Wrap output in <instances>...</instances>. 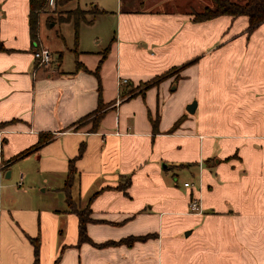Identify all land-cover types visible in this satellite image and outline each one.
<instances>
[{"label":"crops","instance_id":"crops-1","mask_svg":"<svg viewBox=\"0 0 264 264\" xmlns=\"http://www.w3.org/2000/svg\"><path fill=\"white\" fill-rule=\"evenodd\" d=\"M106 1L77 0L74 8L114 22L108 59L99 63L90 51V23L76 43L61 37L54 50L38 25L36 45L53 62L36 68L28 0H0V122H8L0 131V264H32L27 237L36 236L40 264H239L242 250L248 264H264V22L248 32L244 16L194 21L207 0H145L126 11ZM98 88L107 105L91 132L90 116L78 120L97 107ZM81 143L67 191L68 160ZM197 166L199 177L209 172L198 194L186 181L176 194L179 175ZM67 198L88 206L91 243L77 244ZM191 198L201 214L187 213ZM145 235L130 246H97ZM235 238L247 239L246 248H233Z\"/></svg>","mask_w":264,"mask_h":264},{"label":"trees","instance_id":"trees-1","mask_svg":"<svg viewBox=\"0 0 264 264\" xmlns=\"http://www.w3.org/2000/svg\"><path fill=\"white\" fill-rule=\"evenodd\" d=\"M49 0H28V30H29V36L31 39V42H33L37 37V26L40 14L46 11V7L48 5ZM55 6H63L70 0H54ZM95 12L98 11L100 13V10L94 9ZM88 12L81 10L80 8H74L72 10L65 11L64 17H58L59 22H68L72 21L73 23V41L74 43L77 42V36H78V25L80 22H86L90 23V20H87L85 16ZM227 15L231 17H239L244 16L247 18V31L250 32L254 28H256L260 23L264 22V0H213V5L208 6L204 8L202 11L197 12L193 14V20L194 21H204V20H210L213 18H216L218 16ZM5 48L0 40V51H4ZM107 49H105L102 53L101 59L99 63L102 61V59L105 56ZM184 65H180L177 68H172L164 73L156 76L149 82H145L139 86L136 87L139 93L143 92L148 86L157 84L162 79L166 78L167 75H169L170 72L174 70H181ZM95 75H97V70L93 72ZM177 81V78L175 79ZM98 96H97V107L90 112V114H87L83 118H81L78 121H81L82 119H85L90 116V122H91V132H95L99 126V122L103 116L104 108L107 104H103L100 97V90L98 88ZM134 92V89L128 90L127 92L121 93L120 97H129ZM182 118L178 119L173 126L170 128V131H173L176 129L181 122ZM155 120H151V125L153 132H156L157 129V123ZM8 124V122H0V131ZM47 137V136H46ZM3 142V141H2ZM84 152V144L81 143L78 147L77 155L70 160H68V170L66 173V180L64 184V189L67 191L70 188V185L73 180V176L76 173L75 168V162L78 160ZM30 153V150L23 151L19 154H17L13 159H18L20 157H23ZM129 184L128 178H126L125 182L121 185V189L127 187ZM67 205H68V211L74 213L77 216V244H81L84 242H89V238L86 235V224L91 221L89 215L90 210L88 206H85L82 210L76 209V207L73 206L72 202L67 198ZM145 238H147V235L145 236H129L123 239H120L119 241L113 242L108 241L102 244H97L99 247L108 246V245H119L124 244L127 246H130L135 241H142ZM30 245L32 246V256L33 261L32 264H40L39 261V252H40V238L39 236L36 237H27Z\"/></svg>","mask_w":264,"mask_h":264},{"label":"rangeland","instance_id":"rangeland-1","mask_svg":"<svg viewBox=\"0 0 264 264\" xmlns=\"http://www.w3.org/2000/svg\"><path fill=\"white\" fill-rule=\"evenodd\" d=\"M117 1L119 3L118 7H120V10L126 11V9H128V8L135 9V7H136L137 9H140L142 7L140 5V2L143 3L145 0H117ZM180 1H186V0H180ZM207 1H208L210 6L213 5V0H207ZM231 1H235V0H231ZM49 2H50V0L48 1V5L46 7L47 12L41 13L40 17H39V21H38V25H40L39 37L43 40V43H46V45L45 44L44 45L47 46L48 48H50L51 50H54L55 44L63 45V42H61V37L65 38L67 45H71V42H73V23H72V21L59 24V23H57L56 19L58 17H64L65 11H68V9L74 8L75 5H77V0H71L67 3V5H65L63 7L56 6L55 8H54L55 1L54 0L52 1L53 7H52V5L51 6L49 5ZM135 2H136V4H135ZM106 4L108 5V7H112V9H114L115 0H107ZM89 7H90V10L93 8V2H92V4H90V6L88 5V8ZM163 7H165V6H163ZM108 9H111V8H108ZM162 9H166V8H162ZM202 10H203L202 8L196 9V11H202ZM162 11H165V10H162ZM99 14H101V13H99ZM55 17H56V19H55ZM88 17L90 18V51H93V53H92L93 55L102 56V52L104 51V48L107 45V40L112 35H114V31H115L114 22H112L111 19H109L108 17H105L103 15H98V16L96 15L95 16V14H93V12L90 13V15ZM53 18H54V20H52ZM85 18L87 20H89L86 16H85ZM52 22H55L54 26H50L52 24ZM84 23H86V22H80L79 23L78 34H79V30H81L80 34H82V32H84V31L89 30V29L84 28V26H83ZM86 24H88V23H86ZM37 35H38V26H37ZM36 42H37V38L32 42V44H33L32 46H35ZM28 46H29V44L24 49L27 52H29ZM94 53H97V54H94ZM93 55H91V56H93ZM104 57H106L108 59L109 58L108 53ZM110 69H112L111 65H110ZM173 85H174V83H172L171 87H173ZM179 96H181V94H179ZM208 162H211V160ZM204 168L209 169V167L207 168L206 164H204ZM186 170H187V172L179 175V180L177 182H175L176 194L180 193L179 188L182 191V188H183L182 183L185 181H186L185 183L191 184V189H193L195 194L196 193L198 194V189L196 187V183H197L199 178L202 182V185L205 183V176L207 175L208 170H204V173L201 172L200 177L198 176L199 175L198 166H197L196 170H194L192 172L188 169H186ZM259 170H260V172L264 171V160H262V163L259 167ZM211 175H213V174H211ZM209 177L211 178V176H209ZM211 195L215 196L214 192ZM202 196H203V194H202ZM83 208H84V206L80 207L79 209L82 210ZM183 220H186V219L183 218ZM188 231L189 230L183 231L181 234L182 237H183L184 233L188 232ZM247 245H248L247 239L235 238L234 242L232 244V247L241 250L242 249L241 246H243V248H246ZM238 246H239V248H238ZM239 258H240L239 264H248L247 263L248 261L245 260L246 256H245V254H243V250L239 254ZM255 262L258 263L257 260H255Z\"/></svg>","mask_w":264,"mask_h":264},{"label":"built area","instance_id":"built-area-1","mask_svg":"<svg viewBox=\"0 0 264 264\" xmlns=\"http://www.w3.org/2000/svg\"><path fill=\"white\" fill-rule=\"evenodd\" d=\"M32 60L36 68H48L52 65L53 58L50 50L43 45H36L31 51ZM5 164L0 160V170ZM22 176L19 177V180ZM18 185L20 183L18 182ZM189 186L188 183H184V187ZM188 214L199 215L202 213L201 201L197 198H191L188 202Z\"/></svg>","mask_w":264,"mask_h":264},{"label":"water","instance_id":"water-1","mask_svg":"<svg viewBox=\"0 0 264 264\" xmlns=\"http://www.w3.org/2000/svg\"><path fill=\"white\" fill-rule=\"evenodd\" d=\"M194 106H195V102H191L190 104H188V106L186 107V110L188 111V112H192L193 111V109H194Z\"/></svg>","mask_w":264,"mask_h":264}]
</instances>
